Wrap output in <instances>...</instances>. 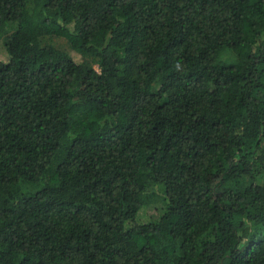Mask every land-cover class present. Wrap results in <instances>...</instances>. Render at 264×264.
I'll list each match as a JSON object with an SVG mask.
<instances>
[{
  "label": "trees",
  "instance_id": "obj_1",
  "mask_svg": "<svg viewBox=\"0 0 264 264\" xmlns=\"http://www.w3.org/2000/svg\"><path fill=\"white\" fill-rule=\"evenodd\" d=\"M0 39V264H264V0H0Z\"/></svg>",
  "mask_w": 264,
  "mask_h": 264
},
{
  "label": "rangeland",
  "instance_id": "obj_2",
  "mask_svg": "<svg viewBox=\"0 0 264 264\" xmlns=\"http://www.w3.org/2000/svg\"><path fill=\"white\" fill-rule=\"evenodd\" d=\"M45 41H51L61 47L67 48L76 59H80L78 53H76L72 48L69 47L67 41L63 37L52 36L48 39H44ZM13 56L7 51L5 44L2 39H0V60L9 61Z\"/></svg>",
  "mask_w": 264,
  "mask_h": 264
}]
</instances>
